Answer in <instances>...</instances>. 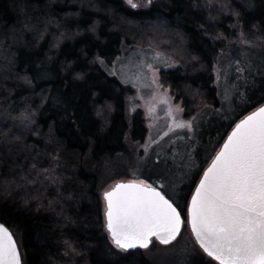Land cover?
Here are the masks:
<instances>
[{
    "label": "trees",
    "instance_id": "trees-1",
    "mask_svg": "<svg viewBox=\"0 0 264 264\" xmlns=\"http://www.w3.org/2000/svg\"><path fill=\"white\" fill-rule=\"evenodd\" d=\"M122 41L179 62L159 81L194 116L197 156L213 145L193 172L180 165L174 193L161 190L183 227L202 170L234 124L264 103V59L251 53L254 42L264 46V0H0V222L22 264H166L152 262L154 242L124 251L105 227L103 188L115 158L132 148L129 88L98 58L113 61ZM216 68L231 79L228 108L217 97ZM137 126L143 136L140 113L131 140ZM182 260L218 264L197 245Z\"/></svg>",
    "mask_w": 264,
    "mask_h": 264
},
{
    "label": "snow or ice",
    "instance_id": "snow-or-ice-1",
    "mask_svg": "<svg viewBox=\"0 0 264 264\" xmlns=\"http://www.w3.org/2000/svg\"><path fill=\"white\" fill-rule=\"evenodd\" d=\"M105 200L107 228L125 251L147 248L151 236L169 244L179 232V213L155 189L117 184ZM189 212L192 231L208 256L220 264H264V107L236 125L204 173ZM0 264H19L3 226Z\"/></svg>",
    "mask_w": 264,
    "mask_h": 264
},
{
    "label": "rangeland",
    "instance_id": "rangeland-1",
    "mask_svg": "<svg viewBox=\"0 0 264 264\" xmlns=\"http://www.w3.org/2000/svg\"><path fill=\"white\" fill-rule=\"evenodd\" d=\"M125 1L135 7L142 2ZM246 1L250 4L251 0ZM251 53L264 59V46L254 42ZM248 54L250 55L249 52ZM98 63L108 75L115 76L121 84L129 88L124 96V113L127 122L126 141L130 143V152L133 154H129V157L118 155L115 158L112 171L114 180L102 192L117 181H132L155 185L163 191L168 187L169 192L174 193L181 178L189 171L193 172L199 166L201 158L213 148L209 144L200 152L201 156H197L198 150L193 144L197 138L196 131L198 136L201 134L198 127H195L197 122L194 121V116L185 117L181 101L176 99L169 87L159 81L160 70L175 68L179 66V62L165 52L122 41L120 52L113 61L107 63L98 58ZM221 73L216 68L214 84L217 97L228 108L232 100L231 79ZM137 113H140L145 130L143 136L139 137L142 129L135 127L136 137L131 140L133 121ZM181 124L185 126L179 127ZM182 163L184 175L180 171ZM167 195L172 196L170 193ZM153 242L155 246L151 255L152 262L166 264H182L184 255L196 245L186 220L180 238L173 245L165 246L154 240Z\"/></svg>",
    "mask_w": 264,
    "mask_h": 264
},
{
    "label": "water",
    "instance_id": "water-1",
    "mask_svg": "<svg viewBox=\"0 0 264 264\" xmlns=\"http://www.w3.org/2000/svg\"><path fill=\"white\" fill-rule=\"evenodd\" d=\"M262 107H264V103L261 104V105H259L258 107H256V108L253 109L252 111L248 112L247 114H245V115H244L242 118H240V119L234 124V126L230 129V131L228 132V134H227L226 137L224 138L223 142H222L221 145L219 146L218 150H217V151L215 152V154L213 155L212 159L208 162V164H207V165L204 167V169L202 170V172H201V174H200V176H199V178H198V180H197V182H196V184H195V186H194V188H193V191H192V193H191V195H190V198H189V200H188L185 220H186V223H187V225H188V227H189V230H190V232H191V235H192V237H193V239H194L196 245L201 249V251H202L205 255H207V253L204 252V250L201 248V246H200V242L197 240L195 233L192 231V226H191V215H190V212H189V209H190V207H191L192 197L196 194V189L199 187L201 180L204 178V173H205V172H206V171L212 166L213 161L216 159L217 155H219V153L223 150V147H224L225 143L228 141V137H229V136L232 134V132L235 130L236 125L239 124V123H241V121L245 120L248 116H250V115H252L253 113L257 112V111H258L260 108H262ZM117 184H137V185H141L142 187H147V188H150V189H155L157 192H159V193H160V194H161V195H162V196H163V197H164V198H165L170 204H172V206L176 209L177 213H179V215H180V228H179V232H178V234L176 235V238L179 236V234H180V232H181V230H182V227H183L184 218L182 217V215L180 214V212H179V210L176 208V206L173 204V202H172L169 198H167V197L164 195V193H163L159 188H157V187H155V186H152V185L142 184V183H139V182H132V181H117L112 187H110L109 189H107L106 191H104V192L102 193V198H103V201H104V212H103V216H104V221H105V227H106V230H107V232H108V235H109L110 239L112 240V243H113V244H115L114 241H113V237H112L111 233L109 232V230H108V228H107V217H106L107 201L105 200V193L108 192V191H112V190L115 188V186H116ZM0 226H3V227L9 232V234L12 236V240H13V242H14L15 245H16V252H17V255H18V257H19V264H22L21 254H20V251H19L18 245H17V243H16V240H15V238H14V236H13L11 230H10L5 224H3L2 222H0ZM176 238H175L174 240H176ZM153 240L156 241V242H158V243L161 244V245H167V244H162V243H160V241H159L155 236H151V237L149 238V246L151 245V243H152ZM174 240H172L171 242H173ZM171 242H170V243H171ZM170 243H169V244H170ZM115 245H116V244H115ZM149 246H148V247H149ZM120 249H121V248H120ZM133 249H144V248L136 247V248L128 249L127 251H129V250H133ZM122 250H123V249H122ZM124 251H125V250H124ZM207 256H208V255H207ZM208 257H210V256H208ZM210 258H211L212 260H214L215 262H217L218 264H220V262H219L218 260H215V259H213L212 257H210Z\"/></svg>",
    "mask_w": 264,
    "mask_h": 264
}]
</instances>
